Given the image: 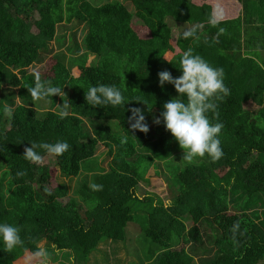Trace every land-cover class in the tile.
<instances>
[{"label": "trees", "instance_id": "1", "mask_svg": "<svg viewBox=\"0 0 264 264\" xmlns=\"http://www.w3.org/2000/svg\"><path fill=\"white\" fill-rule=\"evenodd\" d=\"M129 1L135 13L114 0H76L72 5L65 0L70 10L74 11L76 5L86 19L82 23L75 17L73 25H65L60 23V0H0V172L8 175L6 185H0V223L20 228L24 242L18 247L21 251L43 239L38 228L20 224L26 219L38 226L50 224L55 234L49 249L57 254L70 251L73 258L81 259L89 246L101 240L127 244L129 234H134L142 257L134 264H193L195 256L200 264H264V0H240L242 15L216 27L208 23L211 7L206 3ZM256 10L253 22L249 16ZM135 19L136 24L146 28L148 38L142 39L133 31L131 22ZM81 24L85 32L81 46L85 47L91 36L99 40L94 63H87L86 51L78 55L75 30ZM197 24L203 25L197 36L184 39L182 33ZM173 29L178 32L175 41L179 52L169 63L164 56L171 49ZM58 30L63 34L58 35ZM53 41L66 45L67 53L54 56L51 72L67 64L78 71L68 83L72 89L68 110L72 115L64 119L46 108L43 113L36 111L27 89L34 85L30 65L41 55L51 53ZM188 48L211 66L223 68L224 83L230 89L229 96L217 101L218 115L208 113L212 123L223 124L219 139L224 155L216 162L206 155L189 164L163 121L153 123L154 116L164 110V103L172 99L160 88L158 73L167 70L173 77L180 76V57ZM131 67L138 71L135 86H130L135 91L120 85ZM46 82L67 89L56 78ZM100 84L118 87L125 104H87L85 92ZM247 102L255 108L245 109ZM5 105L14 108L12 117L5 115ZM133 107L150 109L145 117L148 134L131 129ZM111 123L119 131H114ZM9 131L22 138L9 141ZM43 132L50 135L42 143L66 141L70 145L62 156H54L61 174L81 177L59 213L53 201L67 197L68 184L52 187L48 166L30 163L23 156L25 147ZM124 137L127 141L121 143ZM97 141L103 142L111 159L105 167L95 159ZM141 146L155 150L164 159L176 153L175 159L165 162L174 187L168 186L169 207L138 190L152 162ZM37 151L43 157L47 155L43 149ZM227 154H233L241 167L242 179L236 175L230 189L238 190L241 196L229 194L223 205L221 198L208 190L207 182L215 173L230 169ZM20 171L26 175L17 177ZM90 183L103 185V190L92 191ZM237 222L239 230L233 237L231 229ZM88 230L98 235L96 244L88 243ZM180 245L184 246L181 252L176 250ZM17 259L16 250L4 251L0 240V264H15Z\"/></svg>", "mask_w": 264, "mask_h": 264}, {"label": "clouds", "instance_id": "2", "mask_svg": "<svg viewBox=\"0 0 264 264\" xmlns=\"http://www.w3.org/2000/svg\"><path fill=\"white\" fill-rule=\"evenodd\" d=\"M225 20L223 8L217 4L209 16L208 23L216 27ZM203 25L197 24L185 30L182 33L184 39L196 37L198 30ZM224 29H220L222 34ZM216 42H219L218 40ZM164 59L172 63L168 56ZM179 69L182 74L173 77L171 72L164 70L158 73L159 85L161 87L167 82L175 87L179 98H172L163 105V111L159 116H154L153 123L159 125L161 121L167 131L178 142L183 149V159L191 164L196 158H203L206 155L212 162L220 160L224 153L221 147L219 135L222 131V123H212L208 117V113L217 114V101H222L230 95V89L224 83V70L211 66L201 56L193 53L192 48L184 51L180 57ZM34 85L28 87V93L31 95L32 101L46 99L49 96L64 95L62 88L49 86L47 82L42 81L40 71H33ZM85 100L87 104L96 107H117L125 104V97L121 90L115 85L100 84L90 87L85 92ZM68 104L64 102L63 109L57 115L64 119L69 115L67 111ZM132 116L129 117L130 127L132 130H139L145 134L149 131L143 110L138 107L131 108ZM4 113L8 117L14 114V108L5 105ZM134 121V122H132ZM127 138L124 137L121 143H126ZM43 149L48 155L62 156L70 148L66 141H57L56 143H32L30 147H25L23 156L33 164L42 166L44 163L43 156L37 149ZM17 177H23L26 172L20 171L16 173ZM89 188L92 191H102L103 185L90 183ZM46 191H48L46 189ZM155 206V205H154ZM171 206V201L165 202V207ZM239 230L238 222L233 225L231 231L233 237ZM0 240L4 244V251L11 253L17 247L23 245L20 236V228L8 223H0ZM34 259H39L41 264H47L48 252L45 248L39 247L27 258V264H31Z\"/></svg>", "mask_w": 264, "mask_h": 264}, {"label": "rangeland", "instance_id": "3", "mask_svg": "<svg viewBox=\"0 0 264 264\" xmlns=\"http://www.w3.org/2000/svg\"><path fill=\"white\" fill-rule=\"evenodd\" d=\"M61 1V0H60ZM196 5H200L203 2L208 4L212 11L215 8L217 4H219L225 13V20L229 19H234L231 16L238 15L239 13L237 12L234 15H226V10H233L232 7H234L235 11H239L241 8V4L237 0H192ZM69 5H72L70 2ZM212 13V12H211ZM61 12L59 13V15ZM228 14V13H227ZM58 15V16H59ZM237 16V17H238ZM230 17V18H226ZM61 18V15H60ZM77 19V18H75ZM75 19L68 25H73L75 22ZM80 19V18H79ZM82 22H84V18L82 17ZM67 21H60V23H64L66 25ZM145 27H143V30H140V33L143 37L148 38V31L144 30ZM76 31V38L78 40L79 44V49L80 52L78 55L81 53L85 52L83 49V46H81V41H82V27L81 25L75 30ZM81 31V32H80ZM58 35L63 34L61 30L57 31ZM82 33V34H81ZM173 39L170 42V52L166 54L169 58H172L176 52H179L176 39L178 36V32L176 29H173L172 31ZM67 44V42H66ZM52 51L51 53L48 54H43L39 58V60L35 61L32 63L29 67V72L32 74L34 70H39L41 73V77L48 76L51 73V67L55 64V59L54 56L56 54H59L60 52L62 53H67L66 52V45L63 46V44H60L56 41L52 42ZM94 52V48L88 47V51H86L89 54L87 63H94L96 61V58L94 57V53H90L89 51ZM69 65V64H67ZM76 73V76L78 75V71H74ZM33 75V74H32ZM19 78V77H18ZM47 77L42 78V81H45ZM160 86V85H159ZM161 88V86H160ZM168 95L172 96V98H179L175 97L177 96V92L175 90V87L172 84L165 83L164 86L162 87ZM14 90H17L16 86H13ZM133 89V91H135ZM160 101V100H158ZM47 106H53L50 103H45L41 106H37V109L40 110V108H45ZM39 107V108H38ZM244 108L248 110H253L255 106L247 102L244 104ZM150 112L149 108H146L143 110V114L145 117H148ZM154 127V126H152ZM152 129V128H151ZM148 134V133H147ZM154 135L153 133H151ZM144 135V134H143ZM155 136V135H154ZM141 151L145 153L147 156H149L152 159V162L148 164V167L144 173V181H141L138 185V190L141 192V194L149 195L155 198L156 203H164L167 201V199L170 197V192L168 190V186H172L171 189H173V183L171 180V176L169 175L168 170L165 167V162L169 160H173L176 157V153H171L170 155H167V158H160L155 154V150H150L147 151L145 146L141 147ZM106 147L102 146L101 148L96 150V159L98 160L99 164L101 167H105L108 162L109 158L106 156ZM52 157V156H49ZM47 158V165L50 167L52 174L54 175L53 178V183L50 181L51 185L54 186L55 183L62 181V177L59 179L58 174L56 171V167L54 165V158ZM230 169L222 172L215 173L213 175L212 179L207 182V188L211 193L216 194L221 198V202L223 205H226L229 199V194L234 195V197L238 198L241 196V192L238 190H230L232 185L234 184L235 179L237 176H239L242 179V173H241V167L239 163L235 160H233V154H227L226 155ZM207 158H209L207 156ZM166 174V180L164 177V174ZM81 179V177H70L65 179L66 183L68 184L69 187V193L67 197L53 201V205L55 206L57 212L59 213L60 210L62 209L63 205L66 203L68 200V197L71 195V190L78 185V181ZM8 180V175L6 174L5 171L0 172V185L4 186L6 185V182ZM262 211V217H263V210ZM20 224L22 226H33V225H38L39 223L33 222V221H28L26 219H21ZM42 226H38V231L43 238L41 241L36 243L34 246H32L29 250L27 251H21L18 247L15 249L17 254H18V259L14 262L15 264H27V258L31 256L39 247H43L47 250L48 252V260L47 264H134L137 263L138 261L142 260V257L140 255V246L138 244L137 236L134 234H129V240L126 243L124 242H115V241H106V240H101L98 242L95 246H89V248L86 249V254L80 259L72 257V253L70 251H65L63 253L57 254L55 253L52 249L50 250L48 247V243L52 242L54 238L55 231L52 228V226L48 223L41 224ZM77 235V232L75 233V237ZM63 246V244H62ZM184 248L183 245H180L178 248H176L177 251L181 252L182 249ZM199 253V250H197V254ZM31 264H41V261L39 259H34ZM193 264H200L199 259L197 256L194 257Z\"/></svg>", "mask_w": 264, "mask_h": 264}, {"label": "crops", "instance_id": "4", "mask_svg": "<svg viewBox=\"0 0 264 264\" xmlns=\"http://www.w3.org/2000/svg\"><path fill=\"white\" fill-rule=\"evenodd\" d=\"M70 2H73V1H76V0H69ZM110 1H113V0H110ZM114 1H119V2H121L122 4H123V6H125L126 7V9L131 13H135L134 12V9H133V4L129 1V0H114ZM238 1V0H237ZM193 2V1H192ZM240 4H241V8H240V10L239 11H235L234 9V7H232V9L233 10H226V12L228 13H226V15H234V14H236L237 12L239 13V16H241L242 15V12H243V4H242V2L239 0L238 1ZM194 3V2H193ZM203 3H205V2H203ZM202 3V4H203ZM195 5H196V3H194ZM60 8H61V21H62V19L64 20V21H67V23H66V25H68V24H70L73 20H74V18L76 17V18H80V19H82V15H80V13L78 12V10L76 9V5H75V9H74V11L73 10H70L69 9V7H68V5H67V2H65V0H61V2H60ZM211 12H212V9H211ZM256 13H257V10L253 13V15H251V16H249L250 17V20L251 21H255V19H256ZM230 15V16H231ZM237 16L238 15H234V16H231V17H233V18H237ZM238 16V17H239ZM84 18V22H82V23H85L86 22V19H85V17H83ZM226 18H230V17H226ZM82 21V20H81ZM137 23V21H136V19L135 20H132V22H131V28L133 29V31H135L136 33H137V35L140 37V38H146V37H143L142 35H141V33H140V30H143L142 28V26H140V25H138V24H136ZM83 26V24H81V27ZM145 30V29H144ZM81 32V31H80ZM83 32V31H82ZM82 34V33H81ZM84 36H85V32H83V34H82V39L84 38ZM95 36V35H94ZM97 38V37H96ZM95 37H90V38H88L87 39V41H86V46L85 47H83V49H85V51H88V47H92V48H94V52H92L91 50L89 51L90 53H94L95 54V58L97 57V55H98V50H99V40H98V38L96 39ZM98 41V42H97ZM170 52V50L167 52V53H169ZM166 53V54H167ZM177 53V52H176ZM166 54H165V56H166ZM170 59H172V58H170ZM89 64V63H88ZM69 67H71V68H69ZM76 70V68L74 67V65H66V66H64V67H61L58 71H56V72H51L50 73V75H48V76H44V77H47V79H49L50 77H53V78H56V80L64 87V88H67V89H65V90H63L62 89V91L64 92V95L61 97L60 95H58V94H56V95H54L52 98H49V99H45V100H43V102L42 103H37V102H34V104H33V108L36 110V111H38V112H40V113H43V108H40V110L39 109H37V106H41V105H43V104H45V103H50L51 105H53V106H47V107H45L46 109H48V110H46V111H50V112H55V113H59L62 109H63V104H64V102H66L67 104L69 103V100H70V97H71V94H72V89H71V87H69L68 86V83H69V81H71V79L72 78H75V77H77L76 76V73L74 72ZM31 76H33L32 74H31ZM44 77H41V79L42 78H44ZM138 77V71L134 68V67H131L130 68V70H129V74L127 75V76H125V77H123L122 79H121V88L122 89H127V90H130V91H133V89H135V88H132V87H130V86H135V83H136V78ZM46 79V80H47ZM46 80H45V82H46ZM167 91V90H166ZM172 97V96H171ZM17 104H19V101L17 100ZM39 108V107H38ZM67 111L69 112V110L67 109ZM69 115H72L71 113H69ZM82 120H83V123L84 124H86V119H84V118H82ZM110 125H112V128L114 129V131H119V127L118 126H115L116 124L115 123H111ZM7 135H6V137H7V139H9V141H16V140H19V139H21L22 138V136L21 135H19V134H17V133H15V132H12V131H9V132H7L6 133ZM49 135H50V133L49 132H43V133H41L40 135H39V139L36 141V142H34V143H36V144H40V143H42V141H43V139H45V138H47V137H49ZM147 142L149 143L150 142V138H148L147 139ZM32 143H30V145H31ZM102 146H104L103 145V142H101V141H97V148H96V150L97 149H99V148H101ZM105 147V146H104ZM141 147H143V146H141ZM39 149V148H38ZM40 150H42V149H40ZM46 154V153H45ZM44 154V155H45ZM106 154V153H105ZM96 155V154H95ZM49 156H51V155H45L43 158H44V165H47V163H46V161H47V158L49 157ZM107 156V155H106ZM53 158H54V156H52ZM52 157H49V158H52ZM52 158V159H53ZM107 158H109V157H107ZM95 159H96V156H95ZM54 160H55V158H54ZM97 160V159H96ZM109 161H111V159L109 158ZM109 163V162H108ZM97 164L98 165H100L99 164V162H98V160H97ZM54 165H55V167H56V171H57V174H58V178L60 179L61 177H62V181H60V182H57V183H55V185L54 186H52V187H55L57 184H62V183H66V180L65 179H67V177L66 176H64V175H62L61 174V172H60V170H59V168H58V165L56 164V160L54 161ZM48 166V165H47ZM81 171L82 172H84V174H85V171L83 170V167H81ZM48 175H49V181H52V183H53V178H54V175L52 174V172H51V169H50V167L48 166ZM67 184V183H66ZM5 186V185H4ZM56 201V200H55ZM34 227H36V228H39L38 227V225H33ZM85 233L87 234V236H88V239H89V241H88V243H90V244H96V238H97V240H98V235L97 234H95V233H92V231L91 230H88V231H85ZM87 238V237H86ZM99 242V241H98ZM97 242V243H98ZM112 242V241H111Z\"/></svg>", "mask_w": 264, "mask_h": 264}]
</instances>
